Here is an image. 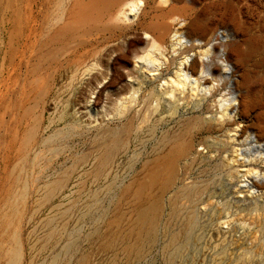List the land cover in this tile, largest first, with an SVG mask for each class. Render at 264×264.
<instances>
[{"label": "rangeland", "instance_id": "rangeland-1", "mask_svg": "<svg viewBox=\"0 0 264 264\" xmlns=\"http://www.w3.org/2000/svg\"><path fill=\"white\" fill-rule=\"evenodd\" d=\"M138 1L0 0V264H264V0Z\"/></svg>", "mask_w": 264, "mask_h": 264}, {"label": "bare ground", "instance_id": "bare-ground-1", "mask_svg": "<svg viewBox=\"0 0 264 264\" xmlns=\"http://www.w3.org/2000/svg\"><path fill=\"white\" fill-rule=\"evenodd\" d=\"M92 3L95 5V4H101V3H104V4H107L110 0H91ZM143 2H141V0L138 1V4L137 3H132L131 4V7L133 9H135L136 11H139L140 8H141V5H142ZM175 38H177V36H175ZM186 64H184L183 66H185ZM182 66V67H183ZM182 67L180 68V73L182 74L183 71H182ZM196 83V81H195ZM223 117L227 116V114L224 112L223 114Z\"/></svg>", "mask_w": 264, "mask_h": 264}]
</instances>
